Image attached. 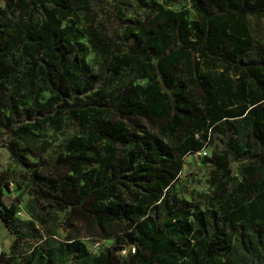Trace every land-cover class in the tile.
I'll return each instance as SVG.
<instances>
[{
  "label": "trees",
  "instance_id": "obj_1",
  "mask_svg": "<svg viewBox=\"0 0 264 264\" xmlns=\"http://www.w3.org/2000/svg\"><path fill=\"white\" fill-rule=\"evenodd\" d=\"M32 1L39 16L29 20L15 14V0L0 6V127L10 158L31 167L33 200L81 222L16 260L34 226L16 215L17 197L3 201L9 179L0 173V221L12 237L0 264H264V42L248 24L249 14H264V0H189L191 9L131 0L144 19L126 25L125 49L88 31L102 74L63 22L72 2L85 0ZM122 69L132 76L119 79ZM64 122L72 133L44 173L29 157L46 148L37 130ZM210 131L225 145L214 161L225 197L205 216L171 189L183 156ZM84 226L111 243L88 250Z\"/></svg>",
  "mask_w": 264,
  "mask_h": 264
},
{
  "label": "rangeland",
  "instance_id": "obj_2",
  "mask_svg": "<svg viewBox=\"0 0 264 264\" xmlns=\"http://www.w3.org/2000/svg\"><path fill=\"white\" fill-rule=\"evenodd\" d=\"M166 6L172 8L190 7L189 0H156ZM4 0H0V6H4ZM39 5L32 0H15V14H20L23 20H29L30 14L33 18L39 16ZM144 13L141 12L131 0H85V2H72L70 11L65 14L63 22L73 23V27L77 28L78 39L85 43L87 47L86 60L91 69L102 74L100 56L94 49L90 47L88 31L91 29H100L106 34H111L119 41L120 45L126 48V36L124 32L127 30L128 24L132 25L134 21L144 19ZM193 11L190 10L189 18L193 19ZM248 24L253 38L264 42V14L262 12L251 13L248 16ZM217 71L221 67L215 68ZM132 76L131 70L122 69L119 79H128ZM234 74H232V77ZM138 79H135L137 81ZM118 81L109 83L108 88L114 87ZM47 93L42 92L45 96ZM231 105L236 104L235 100L228 101ZM25 116L27 115L24 114ZM31 118V116H28ZM72 133L70 124L64 122L60 127H52L49 124H43L37 130L35 136L36 144L44 143L46 148L36 155H29L30 159L36 163L40 170L50 174L54 167V159L58 151L64 146L67 137ZM7 133L4 127H0V173L11 179L13 184L3 189V201L8 203L17 197L19 199L18 209L21 211L19 216L24 219H30L33 223L32 236L26 237L20 242L19 251L16 260L20 261V254H25L30 245L39 243L43 238L52 236L53 241L64 239L66 233L72 228L70 220L81 222L71 218L66 208H53L51 206L41 208L33 200V190L29 182V172L31 167H23L15 163L9 156V152L5 147ZM225 145L223 137L217 133L210 131L208 139L202 148L188 152L183 156L181 169L178 172L171 191L177 196L183 197L191 202H197L199 208L203 210L205 216L210 215V211L215 209L219 211V207L225 193L221 190L222 177L216 168L214 161L218 154H222ZM228 166L232 173L236 172L238 162L234 160L230 154L228 156ZM190 202V203H191ZM233 241H236V234L228 230ZM79 239L85 244L88 250L94 252L100 247L107 246L111 243V237L96 238L87 233L84 226L79 233ZM12 237L0 221V252L8 254L10 251L8 245ZM123 254L124 250H120ZM244 257L247 251L243 250ZM240 255L243 253L240 252ZM3 264H15V262H3Z\"/></svg>",
  "mask_w": 264,
  "mask_h": 264
},
{
  "label": "built area",
  "instance_id": "obj_3",
  "mask_svg": "<svg viewBox=\"0 0 264 264\" xmlns=\"http://www.w3.org/2000/svg\"><path fill=\"white\" fill-rule=\"evenodd\" d=\"M12 184H13V181L11 179H9L7 181V186L10 187ZM15 213H16V215L19 216V214H21V211L19 209H16ZM122 250H124V249H122Z\"/></svg>",
  "mask_w": 264,
  "mask_h": 264
}]
</instances>
